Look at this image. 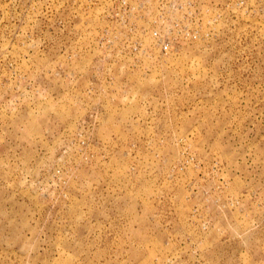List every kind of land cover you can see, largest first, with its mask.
Here are the masks:
<instances>
[{"label":"rangeland","instance_id":"obj_1","mask_svg":"<svg viewBox=\"0 0 264 264\" xmlns=\"http://www.w3.org/2000/svg\"><path fill=\"white\" fill-rule=\"evenodd\" d=\"M0 264H264V0H0Z\"/></svg>","mask_w":264,"mask_h":264},{"label":"built area","instance_id":"obj_2","mask_svg":"<svg viewBox=\"0 0 264 264\" xmlns=\"http://www.w3.org/2000/svg\"><path fill=\"white\" fill-rule=\"evenodd\" d=\"M164 50H167V46H164Z\"/></svg>","mask_w":264,"mask_h":264}]
</instances>
